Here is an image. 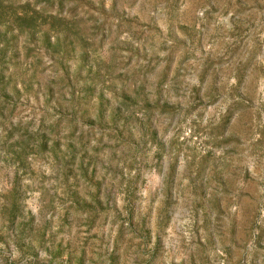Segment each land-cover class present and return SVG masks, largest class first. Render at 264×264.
I'll use <instances>...</instances> for the list:
<instances>
[{
	"label": "rangeland",
	"instance_id": "rangeland-1",
	"mask_svg": "<svg viewBox=\"0 0 264 264\" xmlns=\"http://www.w3.org/2000/svg\"><path fill=\"white\" fill-rule=\"evenodd\" d=\"M0 264H264V0H0Z\"/></svg>",
	"mask_w": 264,
	"mask_h": 264
},
{
	"label": "trees",
	"instance_id": "trees-1",
	"mask_svg": "<svg viewBox=\"0 0 264 264\" xmlns=\"http://www.w3.org/2000/svg\"><path fill=\"white\" fill-rule=\"evenodd\" d=\"M4 30H5V29H4ZM8 30H9V29H6V30L4 31V34H6V33L8 32Z\"/></svg>",
	"mask_w": 264,
	"mask_h": 264
}]
</instances>
